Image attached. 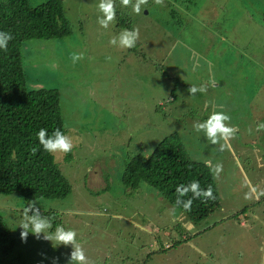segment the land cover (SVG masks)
<instances>
[{
	"label": "rangeland",
	"instance_id": "obj_1",
	"mask_svg": "<svg viewBox=\"0 0 264 264\" xmlns=\"http://www.w3.org/2000/svg\"><path fill=\"white\" fill-rule=\"evenodd\" d=\"M62 1L72 32L22 45L28 86L60 90L73 145L69 159L54 153L70 194L35 200L41 219L54 218L46 231H75L88 264H264V0H148L139 14L114 0L107 28L100 0ZM124 29L139 31L132 48L110 43ZM193 85L207 91L191 96ZM213 111L236 128L227 142L193 128ZM173 132L192 159L223 166L214 175L222 207L199 222L146 182L122 180L127 160ZM28 203L0 193L17 264H69L72 245L22 241Z\"/></svg>",
	"mask_w": 264,
	"mask_h": 264
},
{
	"label": "trees",
	"instance_id": "obj_2",
	"mask_svg": "<svg viewBox=\"0 0 264 264\" xmlns=\"http://www.w3.org/2000/svg\"><path fill=\"white\" fill-rule=\"evenodd\" d=\"M0 31L10 32L7 50L0 49V193H20L26 201L37 198H65L72 185L56 161L54 153L43 149L37 138L41 128L45 139L59 128L67 133L58 88H30L22 61V45L34 39H55L72 32L62 0H46L33 5L30 0H0ZM7 40V36L4 37ZM33 149H36L33 152ZM72 156L68 152L67 159ZM122 180L127 188L136 189L141 182L155 187L181 210L189 199L191 211L199 222L222 207V198L209 165L191 158L178 133L159 140L149 153H138L126 161ZM199 182L200 195L190 189L180 196L176 187ZM208 185L215 199L203 196ZM179 197V200H177ZM258 200V199H256ZM44 217L47 212H41ZM12 230L0 214V256L8 264H17Z\"/></svg>",
	"mask_w": 264,
	"mask_h": 264
},
{
	"label": "clouds",
	"instance_id": "obj_3",
	"mask_svg": "<svg viewBox=\"0 0 264 264\" xmlns=\"http://www.w3.org/2000/svg\"><path fill=\"white\" fill-rule=\"evenodd\" d=\"M120 3L123 7L131 6L132 10L139 14L141 12V6L147 5L148 0H120ZM156 5H163V0H154ZM98 11L101 12L102 18H98V23L101 27L107 28L108 25L115 20L116 10L114 6V0H100L98 4ZM7 36V40L4 37ZM139 38V31L137 29L128 30L124 29L120 32L119 37H113L110 40L112 45H118L120 48H132L135 46L136 41ZM13 36L10 32L0 31V49L7 50L8 40H12ZM83 59L82 54H73L72 60L75 63L78 60ZM212 83H215L212 81ZM207 91L205 86H191L188 89V92L191 96H194L197 92L204 93ZM230 116L225 114L223 111H213L212 114L208 117L207 120L203 122H196L193 125V128L197 131H203L205 137L212 143L218 144L221 140L227 142L229 139L233 138L236 133V128L229 126ZM257 131L264 130V123L257 125ZM46 129L41 128L37 133V138L40 145L43 146V149L49 153H67L71 151L73 145L71 140L62 134L59 128L55 129L54 136L52 138L45 139ZM251 131V129L249 130ZM224 149V145L221 144V150ZM36 149H33L35 152ZM222 164H217L215 168L212 169L214 175H219L222 171ZM189 189L196 195H200L199 182L193 180L188 188H185L182 184L176 187V193H179L180 196L185 195ZM212 187L208 185L207 191L203 192V196L208 199H215L212 195ZM179 200V197H177ZM193 200L189 199L183 204V209L185 211H191ZM33 212V215L29 216V212ZM53 217L44 219L40 218L39 208L37 207V202L35 200L29 201L28 206L24 208L23 220L20 223L19 227L22 229L20 236L22 241H26L29 233L34 235L37 238H40L43 234V238L48 241L55 240L58 245H72L74 251L71 253L69 264H88L87 257L84 253V250L79 242L76 240V232L73 230H66L61 225H56L54 232H47V229L53 227L52 221Z\"/></svg>",
	"mask_w": 264,
	"mask_h": 264
}]
</instances>
